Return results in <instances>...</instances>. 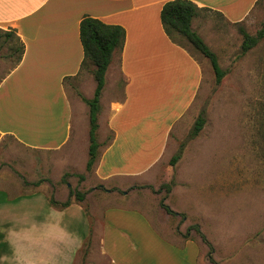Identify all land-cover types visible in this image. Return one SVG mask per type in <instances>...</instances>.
<instances>
[{"label":"crops","instance_id":"obj_1","mask_svg":"<svg viewBox=\"0 0 264 264\" xmlns=\"http://www.w3.org/2000/svg\"><path fill=\"white\" fill-rule=\"evenodd\" d=\"M166 1L0 0V29L12 31L23 47L21 58L0 81V134L37 150L58 151L69 144L74 148L83 128L82 113L88 109L69 96L65 82L79 77L80 86L88 85L84 96L94 82L90 72L81 76L80 69L79 23L91 16L125 31L122 47L113 52L107 67L100 96L98 119L102 117L104 133L110 137L107 142L98 140L95 176L116 184L117 179H135L152 169L169 150L171 129L189 109L202 79L197 59L164 31L160 10ZM192 1L219 11L233 24L244 23L258 3L264 5V0ZM107 82L109 93L103 95ZM118 85L120 96L114 90ZM94 88L86 98L93 96ZM7 103H32L33 111L22 121H5ZM5 197L0 206H32V221L22 225L31 236L23 234L18 243V253L28 257L22 258V264H76L88 244L83 264H195L184 257L183 247L190 241L181 243V248L168 246L154 237L145 222L127 226L121 218L125 213L119 210L107 208L91 224L79 202L54 207L40 192L12 200ZM29 237L32 257L27 251Z\"/></svg>","mask_w":264,"mask_h":264},{"label":"rangeland","instance_id":"obj_2","mask_svg":"<svg viewBox=\"0 0 264 264\" xmlns=\"http://www.w3.org/2000/svg\"><path fill=\"white\" fill-rule=\"evenodd\" d=\"M263 21L264 5L258 3L243 24L248 33L255 35ZM192 23L226 73L216 82L208 59L175 37L200 63L202 79L189 109L171 129L169 150L152 169L135 179H117L116 184L96 178L95 162L86 170L87 110L82 113L83 128L74 148L69 144L58 151L37 150L9 134H0V205L4 203L2 196L12 200L40 192L47 200L53 197L63 201L69 190H78L85 192L79 203L91 224L105 209L119 210V214L125 213L121 218L127 226L145 222L154 237L168 246L181 248L183 242L190 241L191 245L183 247L184 257L195 264V260L197 264H212L207 244L192 227L198 225L212 246L215 264H264V157L256 130L264 103V37L242 53L243 38L237 27L216 12H200ZM6 32L0 29V81L18 57L19 42ZM87 73L89 70L85 69L81 76ZM78 78L67 80L65 87L71 98L84 102L81 97L92 95L94 82L84 96L88 85L80 86ZM109 82L103 95L109 93ZM114 90L120 96L119 85ZM48 103L47 100L45 105ZM3 111L5 121H22L32 113L33 104L7 103ZM201 111L205 124L196 136L189 138ZM98 123L97 140L107 142L110 133H104L101 116ZM181 144V155L171 165L170 159ZM165 185H169V191ZM71 200L74 201L73 196ZM161 201L176 214L167 213ZM28 204L0 206V264H22V258L27 257L18 253V243L27 234L22 225L32 221L33 210ZM145 234L146 238L150 235ZM30 241L29 237L27 251L32 257ZM84 252L76 264L84 263Z\"/></svg>","mask_w":264,"mask_h":264},{"label":"trees","instance_id":"obj_3","mask_svg":"<svg viewBox=\"0 0 264 264\" xmlns=\"http://www.w3.org/2000/svg\"><path fill=\"white\" fill-rule=\"evenodd\" d=\"M216 12L221 16L219 11H215L209 7L199 6L192 0H168L160 10V20L168 37L182 45L175 37L182 39L186 44L190 45L196 52L206 57L210 63L211 69L214 73L216 82H220L226 71L221 68L218 62L216 53L207 45L201 35L192 27V21L200 12ZM238 32L242 35L241 52L244 53L255 46L258 41L264 37V21L255 35L248 33L243 23H235ZM12 36L13 32L8 31L5 33ZM125 31L122 26L115 24H107L103 21L91 17L84 16L79 23V38L83 49V59L81 61L80 69H88L91 73L95 88L91 98L81 97L85 104L88 106V149L87 161L85 164L86 170H90L93 166L99 149V142L97 140L98 129V113L100 109V96L105 85V74L108 65L111 62L113 52L120 49L123 44ZM18 57L17 61L21 58L23 51L22 44L19 43L17 48ZM205 124L204 112L201 111L195 119L192 129L189 133V138L196 136ZM257 136L259 138L261 154L264 157V103L261 108L260 121L258 123ZM183 144V143H182ZM182 144L178 151L171 157L170 164L173 165L180 157L182 151ZM82 178V175H79ZM165 189L169 191V185H165ZM74 197V201L81 202L85 198V192L78 190H69L68 196L63 201H58L53 197H49L48 201L54 207H66ZM164 210L169 214H176L168 205L160 202ZM183 217L184 215L181 214ZM193 228L198 232L203 242L209 248L208 259L212 264H215L211 257L212 246L207 241L205 236L200 232L198 225H193Z\"/></svg>","mask_w":264,"mask_h":264}]
</instances>
